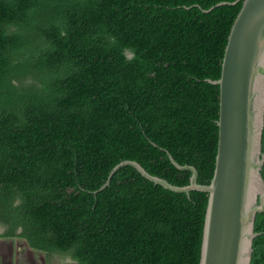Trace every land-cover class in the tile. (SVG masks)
Masks as SVG:
<instances>
[{
    "label": "trees",
    "instance_id": "obj_1",
    "mask_svg": "<svg viewBox=\"0 0 264 264\" xmlns=\"http://www.w3.org/2000/svg\"><path fill=\"white\" fill-rule=\"evenodd\" d=\"M235 1L0 0V239L66 264H200L207 193L132 166L95 192L123 161L189 185L168 154L211 183L208 80L242 2L216 5ZM254 231L251 264H264V213Z\"/></svg>",
    "mask_w": 264,
    "mask_h": 264
},
{
    "label": "water",
    "instance_id": "obj_2",
    "mask_svg": "<svg viewBox=\"0 0 264 264\" xmlns=\"http://www.w3.org/2000/svg\"><path fill=\"white\" fill-rule=\"evenodd\" d=\"M242 2L225 48L219 80L218 149L214 176L209 185L197 182L198 172L181 166L169 155L171 163L192 173L190 184L174 186L149 174L135 161H123L113 168L104 190L123 166H132L147 180L163 188L189 196L191 191L208 194L200 264H251L257 214L264 213V0ZM214 8V7H213ZM212 8V9H213ZM212 9L205 11L209 12Z\"/></svg>",
    "mask_w": 264,
    "mask_h": 264
},
{
    "label": "rangeland",
    "instance_id": "obj_3",
    "mask_svg": "<svg viewBox=\"0 0 264 264\" xmlns=\"http://www.w3.org/2000/svg\"><path fill=\"white\" fill-rule=\"evenodd\" d=\"M0 226V233H4ZM69 260L60 256L47 257L32 250L25 240L19 238L0 239V264H66Z\"/></svg>",
    "mask_w": 264,
    "mask_h": 264
},
{
    "label": "flooded vegetation",
    "instance_id": "obj_4",
    "mask_svg": "<svg viewBox=\"0 0 264 264\" xmlns=\"http://www.w3.org/2000/svg\"><path fill=\"white\" fill-rule=\"evenodd\" d=\"M1 234V233H0Z\"/></svg>",
    "mask_w": 264,
    "mask_h": 264
}]
</instances>
